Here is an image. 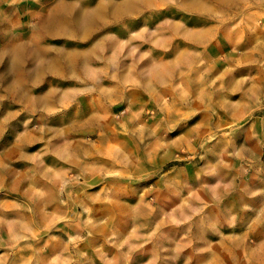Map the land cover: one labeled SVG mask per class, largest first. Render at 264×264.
Here are the masks:
<instances>
[{
	"label": "rangeland",
	"instance_id": "1",
	"mask_svg": "<svg viewBox=\"0 0 264 264\" xmlns=\"http://www.w3.org/2000/svg\"><path fill=\"white\" fill-rule=\"evenodd\" d=\"M196 1L0 0V264H264V0ZM99 6L91 30L43 28ZM177 54V78L133 93Z\"/></svg>",
	"mask_w": 264,
	"mask_h": 264
},
{
	"label": "crops",
	"instance_id": "2",
	"mask_svg": "<svg viewBox=\"0 0 264 264\" xmlns=\"http://www.w3.org/2000/svg\"><path fill=\"white\" fill-rule=\"evenodd\" d=\"M167 24H172V23H167ZM167 28H169V27H167ZM170 28H172V25H170ZM173 30L174 29L172 28V31L170 30V32H173ZM177 33L184 37V38H182L183 41H188L190 43V45H192V46H201L203 44V41L206 38V36L204 37V33H207L208 37H210L208 39L206 38L207 40L211 39V41H212L213 39H217L219 37L217 31L213 28H211L209 31V29L203 30V28H199L196 30H183V29L181 30L179 27V31ZM152 34H153L152 36L148 35V37H149V39H152L153 42L155 43L154 33H152ZM157 42L160 43L158 40H157ZM178 54L175 56L174 59H172L170 61L168 60V61H162V62H153L150 65V67L147 68L146 71H148L149 68L150 69L144 78H140L139 76L134 77L131 80V84L135 87V89H133L134 90L133 93L137 94V93L148 92L152 87L157 86V85H161V83H164L169 79H173L174 78L173 75L168 76L170 71H174L176 78H177L179 76L178 74H180V71L182 70V59L180 58V55H178ZM171 65H172V68H171ZM121 67L124 68L123 65ZM130 67H131V69H134V70L136 69V71H137L136 73L139 72L138 68H140V67L137 64L136 65L131 64ZM165 73H167V74H165ZM125 83H128V81H123V80L119 81L116 84V89H114L115 91H110V92H107L105 90L102 91V93L100 94L101 97L99 98L100 102L104 101L106 103H112L114 101L113 99H114V93L115 92L117 94H120L121 99H123L122 94H123V86ZM137 86H141L142 89L137 87ZM143 89H146V90H143ZM47 91L44 93L41 92L40 95H44L45 93H47ZM116 93H115V95H116ZM19 95L21 98H18V96L13 97L15 99V101L18 103H21L24 100L25 105H27V103H26L27 93L21 91ZM36 95H39V94H36ZM5 97H6V100H10V97H12V95H11V93H8V95H6ZM58 100L59 99H58L57 94H56L54 96L48 97L47 100L44 102L45 104L38 102L37 105H33L34 106L33 108H35L36 110H38L40 108L42 110L43 106L53 107L55 105V102H58ZM2 111L3 112H2V115L0 117V137H2L1 134L4 133V128L6 126H9L11 123V120H12V114H11V111L9 108L3 109ZM7 154L8 153H6V151L0 153V160H2V163H0V173L7 172V169H8V163L6 164V159H8ZM116 261H119V260H116ZM103 262L109 264V263H111V259L110 258L104 259Z\"/></svg>",
	"mask_w": 264,
	"mask_h": 264
},
{
	"label": "bare ground",
	"instance_id": "3",
	"mask_svg": "<svg viewBox=\"0 0 264 264\" xmlns=\"http://www.w3.org/2000/svg\"><path fill=\"white\" fill-rule=\"evenodd\" d=\"M186 1H188V5L189 6H191V7H194L195 5H196V3H197V1L196 0H186ZM118 2V1H117ZM153 2V1H152ZM142 4H145L146 5V2L144 1V2H142ZM128 5H132V6H134L135 4H134V2H124V3H119V4H116V5H114L113 7H112V9H110L109 11H110V14L114 17V18H117L118 16H121L122 14H124L127 10H129L128 9ZM150 5H151V3H150ZM136 6V5H135ZM134 6V7H135ZM144 6V5H143ZM79 7V6H78ZM104 6H99L97 9H95V10H92V11H84L83 9V11L84 12H81L77 17H74L75 19H73V24H70L69 23V21H68V19L66 18V16L63 14V16H57V14L56 15H54V14H50V15H48L45 19H44V22H43V28L44 29H47L48 31H50V32H54L55 31V33H59V32H62L63 33V35L64 34H67V35H69V34H71V33H73L74 32V34H75V31H78V29H80V30H83V31H88V30H91V26H93L94 25V21L95 20H98L99 18H101L102 16H101V14H102V12L104 11ZM92 9H93V7H92ZM91 10V9H90ZM106 10V9H105ZM77 11V10H76ZM53 12V11H52ZM68 12V11H67ZM66 12V13H67ZM73 13V12H72ZM67 15V14H66ZM70 15V14H69ZM125 16V15H124ZM128 16V15H127ZM74 26L76 29H74V28H70L71 26ZM41 26V25H40ZM73 30H75V31H73ZM56 31H58V32H56ZM45 33V32H44ZM81 33V32H80ZM51 34V33H50ZM49 34V35H50ZM59 36V35H58ZM74 36V35H73ZM77 36V35H76ZM67 37V36H66ZM73 38V37H72ZM37 39V38H36ZM99 40V39H98ZM107 43H108V41H107ZM116 43V41L114 40H112V42H111V44H112V46L114 47V44ZM27 46V45H26ZM31 47H33V46H31ZM96 47V46H95ZM112 47V48H113ZM24 48H25V46H24ZM57 49V48H56ZM92 49H93V47H92ZM26 50V49H25ZM39 50V49H38ZM42 51V50H41ZM75 51V50H74ZM73 51V52H74ZM70 52V51H69ZM80 52V51H79ZM13 53V52H12ZM66 53V52H65ZM102 53V52H101ZM72 54V53H71ZM87 54V53H86ZM23 55V54H22ZM28 55V54H27ZM74 55V54H73ZM78 55V54H77ZM88 55V54H87ZM93 55V54H92ZM79 56V55H78ZM18 57V56H17ZM19 57H21V56H19ZM28 57H30V56H28ZM70 57V56H69ZM81 57V56H80ZM17 60H18V58H16ZM68 59H70V58H68ZM77 60V59H76ZM80 60V59H79ZM83 60V59H82ZM81 60V61H82ZM14 61H16V60H13V62ZM27 61V60H26ZM41 61V60H40ZM73 61V60H72ZM41 62H43V61H41ZM105 62V61H104ZM36 63V62H35ZM40 63V62H39ZM54 63H55V61H54ZM58 63V62H57ZM57 63H55V64H57ZM109 63V62H108ZM13 64V63H12ZM60 64V63H59ZM70 64V63H69ZM11 65V64H10ZM23 65H24V62H23ZM42 65V64H41ZM65 65H66V63H65ZM76 65V64H75ZM40 66V65H39ZM43 66V65H42ZM61 66V65H60ZM77 66H78V64H77ZM69 67V66H68ZM12 70V69H11ZM34 71V70H33ZM32 71V72H33ZM80 71V70H79ZM44 71H42V73H43ZM46 72V71H45ZM81 72V71H80ZM41 73V74H42ZM63 73H64V71H63ZM76 73V72H75ZM94 73V72H93ZM11 74V73H10ZM40 75V74H39ZM74 75V74H73ZM34 75H32V77H33ZM41 76V75H40ZM65 76V75H64ZM140 77V76H139ZM12 78V77H11ZM34 78V77H33ZM160 78V77H159ZM39 79V78H38ZM119 79V78H118ZM14 80H15V78H14ZM12 81V80H11ZM31 81V80H30ZM117 81V80H116ZM120 81V80H119ZM118 81V82H119ZM15 82V81H14ZM149 83V82H148ZM12 84V83H11ZM146 84V83H145ZM16 87V86H15ZM148 87V86H147ZM12 89H14V88H12ZM11 89V90H12ZM13 92V91H12ZM18 93V92H17ZM20 94V93H19ZM35 99H38V98H35ZM43 99V98H42ZM40 101V100H39ZM41 103V102H40ZM35 104V103H34ZM94 115V114H93ZM92 115V116H93ZM95 116V115H94ZM89 118V117H88ZM89 120H90V118H89Z\"/></svg>",
	"mask_w": 264,
	"mask_h": 264
}]
</instances>
